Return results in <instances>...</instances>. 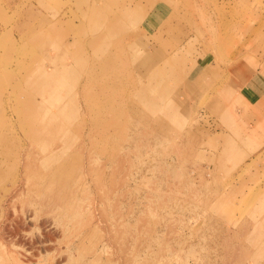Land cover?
Masks as SVG:
<instances>
[{
	"label": "rangeland",
	"instance_id": "obj_1",
	"mask_svg": "<svg viewBox=\"0 0 264 264\" xmlns=\"http://www.w3.org/2000/svg\"><path fill=\"white\" fill-rule=\"evenodd\" d=\"M72 7L94 33L75 56H0V121L55 117L96 150L107 139L83 176L93 263L264 264V0Z\"/></svg>",
	"mask_w": 264,
	"mask_h": 264
},
{
	"label": "bare ground",
	"instance_id": "obj_2",
	"mask_svg": "<svg viewBox=\"0 0 264 264\" xmlns=\"http://www.w3.org/2000/svg\"><path fill=\"white\" fill-rule=\"evenodd\" d=\"M99 37L89 42L93 48L97 45V51L100 44H106ZM82 46L77 47L78 51ZM109 56L112 63L114 57ZM86 73L87 79L89 72ZM106 100L111 106L112 99ZM94 101L96 105L102 103L99 96ZM54 118L0 121V130H4L0 133V264H94L96 261L97 242L92 237L100 226L92 209L85 220L82 218L81 202L88 194L85 189L88 180H83V176L85 168L90 170L95 151L107 152L104 146L107 139L96 150L98 142L92 136L85 140L65 132L66 135L64 120ZM104 123L109 125L113 121ZM17 128L22 130V135L11 132ZM84 224L88 226L87 232ZM86 239L88 248H85Z\"/></svg>",
	"mask_w": 264,
	"mask_h": 264
},
{
	"label": "crops",
	"instance_id": "obj_3",
	"mask_svg": "<svg viewBox=\"0 0 264 264\" xmlns=\"http://www.w3.org/2000/svg\"><path fill=\"white\" fill-rule=\"evenodd\" d=\"M0 7V56H54L57 47L75 56L72 47L86 44L94 35L81 30L84 20L67 17L75 9L64 8V0H0Z\"/></svg>",
	"mask_w": 264,
	"mask_h": 264
}]
</instances>
